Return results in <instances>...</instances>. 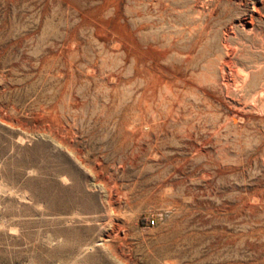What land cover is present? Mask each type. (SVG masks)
Segmentation results:
<instances>
[{
  "label": "rangeland",
  "instance_id": "rangeland-1",
  "mask_svg": "<svg viewBox=\"0 0 264 264\" xmlns=\"http://www.w3.org/2000/svg\"><path fill=\"white\" fill-rule=\"evenodd\" d=\"M135 2L0 0V264H264V134L135 149Z\"/></svg>",
  "mask_w": 264,
  "mask_h": 264
},
{
  "label": "bare ground",
  "instance_id": "bare-ground-1",
  "mask_svg": "<svg viewBox=\"0 0 264 264\" xmlns=\"http://www.w3.org/2000/svg\"><path fill=\"white\" fill-rule=\"evenodd\" d=\"M135 9L136 151L162 155L187 141L201 162L210 153L196 145L214 142L230 162L232 141L242 150L264 134V0H136Z\"/></svg>",
  "mask_w": 264,
  "mask_h": 264
},
{
  "label": "built area",
  "instance_id": "built-area-1",
  "mask_svg": "<svg viewBox=\"0 0 264 264\" xmlns=\"http://www.w3.org/2000/svg\"><path fill=\"white\" fill-rule=\"evenodd\" d=\"M155 224V222H153V225Z\"/></svg>",
  "mask_w": 264,
  "mask_h": 264
}]
</instances>
